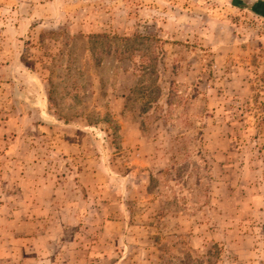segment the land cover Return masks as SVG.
Instances as JSON below:
<instances>
[{
    "label": "rangeland",
    "instance_id": "1",
    "mask_svg": "<svg viewBox=\"0 0 264 264\" xmlns=\"http://www.w3.org/2000/svg\"><path fill=\"white\" fill-rule=\"evenodd\" d=\"M0 264H264V18L0 0Z\"/></svg>",
    "mask_w": 264,
    "mask_h": 264
},
{
    "label": "crops",
    "instance_id": "2",
    "mask_svg": "<svg viewBox=\"0 0 264 264\" xmlns=\"http://www.w3.org/2000/svg\"><path fill=\"white\" fill-rule=\"evenodd\" d=\"M235 11L249 10L259 18H264V0H223Z\"/></svg>",
    "mask_w": 264,
    "mask_h": 264
}]
</instances>
